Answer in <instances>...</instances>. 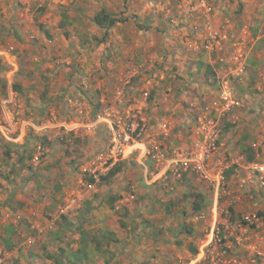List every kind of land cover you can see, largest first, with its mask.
<instances>
[{
	"label": "rangeland",
	"instance_id": "1",
	"mask_svg": "<svg viewBox=\"0 0 264 264\" xmlns=\"http://www.w3.org/2000/svg\"><path fill=\"white\" fill-rule=\"evenodd\" d=\"M101 9L118 18L108 29L92 21ZM208 26L221 34L219 43L206 46ZM262 33L264 0H6L0 7V122L9 138L0 137L17 145L10 157L0 147V264H58L64 260L59 248L78 247V224L85 232L116 233L118 241L107 246L108 264H187V243L171 262L159 255L176 241L188 242L190 234L201 239L188 192L200 193L205 208L214 186L189 173L148 183L152 161L146 159V171L138 151L106 183L90 182L89 170L111 165L105 159L111 128L128 115L144 123L149 149L158 146L171 155L187 144L221 78L229 79L239 105L237 122L222 134L220 160L233 170L227 178L223 173L217 200L232 208L234 220L258 216L264 242V185L247 181L246 166L248 153L250 162H264V106L251 95L243 99L250 86L246 65L235 76L233 58L248 47L247 38ZM199 61L214 66L215 82ZM29 127L32 138L45 136L50 144L39 147L32 139L31 159L20 163ZM131 187L134 197L125 200ZM110 197L116 200L110 203ZM62 215L72 225L62 241L54 240L52 232L65 225ZM91 248L81 264H103L109 254ZM236 253L244 264L264 263L251 262L254 256L243 248Z\"/></svg>",
	"mask_w": 264,
	"mask_h": 264
},
{
	"label": "built area",
	"instance_id": "2",
	"mask_svg": "<svg viewBox=\"0 0 264 264\" xmlns=\"http://www.w3.org/2000/svg\"><path fill=\"white\" fill-rule=\"evenodd\" d=\"M6 0H0V7ZM221 38V34L207 27V45L211 46ZM238 63L235 66L234 75L240 76L244 69L243 54L237 53L234 57ZM218 95L203 105L200 113L196 116V124L192 130L187 144L176 147L171 155H167L165 149L154 146L148 148L142 140L145 133V125L137 119L136 115L127 116L125 122L117 120L116 127H112L111 146L105 154L106 161L113 164L123 158H127L130 153L138 151L137 160L148 171L145 161L150 158L152 170L149 172L150 178L147 182L152 183L157 177L164 180L169 176L181 178L183 172L194 174L198 178L208 181L217 190L224 188V171L229 164L212 160L220 151V138L226 123H235L238 120L234 110L239 105L235 98L234 90L228 78L219 80ZM1 121V120H0ZM7 129L0 122V133L9 138ZM231 164L238 163V159H231ZM245 164V163H243ZM250 169L247 179L251 184L264 185V162L253 161L246 165ZM107 166L103 167V172ZM97 168H91L89 174L98 179ZM245 181L244 179L242 180ZM173 186H169L172 189ZM134 197V189L128 192L125 200ZM196 220L206 221L204 234L201 239L198 251L193 255V264H244L245 259L238 256L236 250L240 248L251 253L254 257L251 262H256L257 258L264 259V242L257 230L255 221L259 217L252 214L242 220H234L229 206H221L218 200L210 207V210H200L194 216ZM209 218V219H208ZM48 229L53 228V221L47 225ZM5 251L0 250V261L4 258Z\"/></svg>",
	"mask_w": 264,
	"mask_h": 264
},
{
	"label": "trees",
	"instance_id": "3",
	"mask_svg": "<svg viewBox=\"0 0 264 264\" xmlns=\"http://www.w3.org/2000/svg\"><path fill=\"white\" fill-rule=\"evenodd\" d=\"M92 21L100 28L103 29H108L110 27H112L117 21L118 18H116V16H114L113 13L106 11L104 9L99 10L98 12H96L92 18ZM45 33L49 36L48 32L46 30H44ZM200 67H204V75L206 78H211L213 77V82L216 81V72L214 69V66L211 64H203L202 62H198V68ZM4 80L2 78H0V86L3 85ZM15 89H18V86L15 84L14 85ZM231 124L226 123L223 130L224 131H228V129L230 128ZM33 131V128L29 127L28 128V132L25 134V140L23 141L22 145L23 146V151L26 152L24 154V152H21L20 156L17 157V161L18 162H22L24 159H31V153L28 150V145L30 143V141L33 139L34 141L38 142L39 147L40 146H45V145H49L50 141L46 139L45 136H40L38 134L33 135V138L31 137V133ZM17 145L15 144V142L12 141H8V140H4L3 138L0 137V147L3 149V153L5 154L6 157H10L11 153L14 152V146ZM28 152V153H27ZM246 161L250 162L253 160L252 155L251 154H247L246 156ZM126 164V159L125 160H119L116 161L115 163L111 164L110 166H108L107 170L104 171L103 173H99L98 175V180L100 183H106L108 182L111 178H113L114 176H116L124 167V165ZM30 167V166H29ZM233 167H229L227 169H225L224 171V175L227 178L229 176V174L232 172ZM186 173L183 172L182 176H184ZM90 182H94L96 181L95 178L90 177L89 178ZM189 195L193 198L192 201V205H193V209L194 210H202V200H203V196L200 193H194V192H188ZM116 200V197H110L109 198V202L112 203L113 201ZM88 207L86 206V209ZM231 212H232V208H230ZM258 215H261L262 212H257ZM84 217V216H83ZM79 218H82V215L79 214ZM62 219L65 222V225L63 227H59L58 231H54L52 232V238L54 240H61L63 239V234L65 232V229H67V227H70L72 225V222L67 220L65 218L64 215H62ZM184 230H189V228L187 226L183 227ZM7 230L11 233L14 234L15 230L11 227H7ZM78 233H79V245L76 249L73 250H66L64 248H59L58 249V253L63 254V258L64 260L62 261L61 259H57V263L58 264H81L84 260H88L89 259V250H88V246L92 245V248L90 249L92 251V253L94 252H98L101 255H105V254H109L108 258H105L103 260V264H108L110 261V258L112 257V254L108 251L107 246L111 243V242H117L118 238L116 237V233L112 230L109 229H96L95 232L91 233V232H85L82 228V225L78 224L77 227ZM62 241V240H61ZM68 243V242H67ZM178 243V241H177ZM6 245L8 248L12 247V244H10V240L8 238H6ZM190 251L192 253H195L197 251V249L194 246H189ZM47 257H53V255L51 253H47L46 254Z\"/></svg>",
	"mask_w": 264,
	"mask_h": 264
},
{
	"label": "crops",
	"instance_id": "4",
	"mask_svg": "<svg viewBox=\"0 0 264 264\" xmlns=\"http://www.w3.org/2000/svg\"><path fill=\"white\" fill-rule=\"evenodd\" d=\"M249 37V36H248ZM247 41H249V45H247L248 47L245 48V50L242 52L244 53V60L245 61V65H246V71H245V74H244V80H247L249 81V88L247 89V92H242V97L244 99V97H248V96H253V98L255 100H260V105L263 107L264 106V33H262L261 35H258V36H255V37H251V38H247ZM246 46V45H245ZM242 86V85H241ZM245 86V85H244ZM245 87H243L244 89ZM241 88V90H243ZM243 104V103H242ZM223 136V135H222ZM221 136L220 138V149H222V146H223V137ZM222 154V151L220 150L217 155L213 158L212 160V166H213V163H215V161H220V156ZM158 178V177H157ZM159 179L163 180V178L159 177ZM158 179V180H159ZM176 179H180V178H176ZM157 180V181H158ZM145 181L147 182V180L145 179ZM155 181V180H154ZM153 181V182H154ZM207 183H209L208 181H205ZM149 183V182H148ZM173 188L170 189V190H173L174 189V185H172ZM215 190V194H214V197H213V202L212 204H208L207 206H205V208L203 207L205 205L206 202H202V209L203 210H210V207L215 204L217 202V189L214 188ZM200 210H194V212H192V216H195V214L197 212H199ZM209 219V218H208ZM195 221V220H194ZM197 222L193 223V227H200L202 226L203 228V234H204V227H205V224H206V221H200V220H196ZM201 229V227L199 228ZM192 230H187L186 233L190 234ZM193 236V235H192ZM191 237V234L189 235V241L186 242V241H183L182 240L174 242L172 246H170L168 249V251H165L162 253L161 252V255H159L160 257H164L165 260L171 262L172 259L175 260L176 256L178 255V251H179V248L180 247H185L186 246V243H187V247L188 249H186L187 251V255L186 257L189 259V261L187 262V264H193L194 261H192V257L193 255L198 251V248L200 247V243H201V239L203 237H201V239H192L190 238ZM194 246L197 251L195 253H192L190 251V248L189 246ZM163 254V256H162ZM174 263V262H173ZM264 264V263H263Z\"/></svg>",
	"mask_w": 264,
	"mask_h": 264
}]
</instances>
